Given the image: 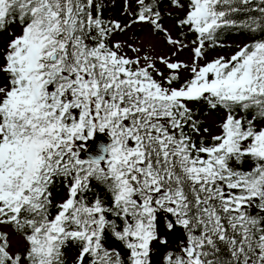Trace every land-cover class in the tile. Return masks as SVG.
<instances>
[{"label": "snow or ice", "instance_id": "snow-or-ice-1", "mask_svg": "<svg viewBox=\"0 0 264 264\" xmlns=\"http://www.w3.org/2000/svg\"><path fill=\"white\" fill-rule=\"evenodd\" d=\"M160 5L126 0L122 25L104 0H0V225L26 244L0 233V264H155L178 230L159 264H264V0H169L175 39ZM132 25L171 52L112 40ZM97 131L107 155L81 159Z\"/></svg>", "mask_w": 264, "mask_h": 264}, {"label": "rangeland", "instance_id": "rangeland-1", "mask_svg": "<svg viewBox=\"0 0 264 264\" xmlns=\"http://www.w3.org/2000/svg\"><path fill=\"white\" fill-rule=\"evenodd\" d=\"M106 7H113L112 11L114 13L119 14H125V4H123V0H105ZM144 30L141 31L140 25H133L130 28L126 30V32L123 35L117 36L114 41H120V42H126L127 44L132 45L133 47L139 48L141 50V55H143L145 52H148L149 55L159 56L161 54H168L171 52V49L166 46V41L155 34L152 33L151 30L147 28V26H143ZM13 31L16 33L18 32L17 28H13ZM11 37L8 35V33H5L3 35H0V49H2L5 45L8 39ZM130 56L134 55L131 51L128 52ZM213 55H209V58H211ZM176 59L189 61L190 60V53L185 50L184 52L180 53ZM2 83V81H0ZM206 127L210 129L211 134L217 133L216 123L218 122V116H211L209 115L206 119ZM205 136L209 137L205 134ZM3 228L5 232L8 234L9 239V251L11 253H16L20 251L23 248V240L13 234L7 226L3 225Z\"/></svg>", "mask_w": 264, "mask_h": 264}, {"label": "trees", "instance_id": "trees-1", "mask_svg": "<svg viewBox=\"0 0 264 264\" xmlns=\"http://www.w3.org/2000/svg\"><path fill=\"white\" fill-rule=\"evenodd\" d=\"M168 3H169V0H161L160 10H161V12L163 13V19H162L161 23H162V25H163V24H166L168 21L171 22V23H172V26H173V30L175 31V33H176V32L178 33V29H177V27H176L175 25H176V19H177V17H179V16H176V15H173V14H171V15H168V14H167L168 11H165V9L167 8ZM167 9H168V8H167ZM168 10H169V9H168ZM180 16H182V14H181ZM238 37H243V36L233 35V36L229 37L228 40L230 41V40L236 39V38H238ZM245 37H246V36H245ZM247 38H248V37H247ZM202 117H203V115H201V116L198 117V118L200 119V121H201V118H202ZM202 126H204V125H202ZM245 167H247V165H245ZM93 186L95 187V185H93ZM99 192H100V195L103 196V194H104V190H103V188H100V189H99ZM0 233H1V232H0ZM173 239H174L173 236H172L171 238H170V237L168 238L169 243H168V247H167V249H165L163 246H160V252L154 254V256H153V260H154L155 264H159V261H160L161 253H162V252H164V251H166V250H169V249H175V250H178V249H177V245H178L179 243H177V242L174 241ZM172 241H174V243H172ZM126 255H127V252H126Z\"/></svg>", "mask_w": 264, "mask_h": 264}, {"label": "water", "instance_id": "water-1", "mask_svg": "<svg viewBox=\"0 0 264 264\" xmlns=\"http://www.w3.org/2000/svg\"><path fill=\"white\" fill-rule=\"evenodd\" d=\"M97 141H100L101 144H97V143H96ZM106 142H107V141L104 140V139H102L100 136H96V137H94V139H93V141H92V145H91L90 147H88V149L86 150V156L88 157L87 153L90 154L91 151H92L93 149H96L97 147L101 148V154L103 155V154H104L103 149H104V147H105V145H106ZM88 158H89V157H88Z\"/></svg>", "mask_w": 264, "mask_h": 264}]
</instances>
